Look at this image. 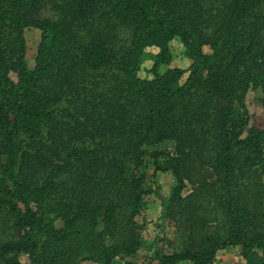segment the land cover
Segmentation results:
<instances>
[{"label":"trees","instance_id":"trees-1","mask_svg":"<svg viewBox=\"0 0 264 264\" xmlns=\"http://www.w3.org/2000/svg\"><path fill=\"white\" fill-rule=\"evenodd\" d=\"M251 90L264 102V0H0V264H218L228 247L264 264ZM150 195L181 249L143 248Z\"/></svg>","mask_w":264,"mask_h":264},{"label":"rangeland","instance_id":"rangeland-1","mask_svg":"<svg viewBox=\"0 0 264 264\" xmlns=\"http://www.w3.org/2000/svg\"><path fill=\"white\" fill-rule=\"evenodd\" d=\"M34 36H35L34 33L31 32L28 33V38L30 39L29 54L30 53L32 54L35 47V42L32 41ZM122 36H124V34H119V36H117L116 34L115 40H119V38H121ZM117 44H119V42H117ZM170 49L172 51V56H173L170 66L186 68L189 65L190 61L187 57H185L182 54V49L179 42H177L176 40L172 41L170 44ZM149 65H150V61L148 60L143 62L142 70L140 72L141 76H145L146 70L149 67ZM11 76L13 78L15 77L14 74H11ZM260 98H261L260 90H251L247 94L246 101L248 103V109L250 113L253 114L250 124H254L258 127H264V102H261ZM161 144L162 146H159ZM159 145H157L158 150L161 149L172 150L171 143L165 142L164 144L160 143ZM151 166H152L151 160L148 158L146 167H143L138 171V173L145 172L148 181L150 183H152L153 181L151 180V173H152ZM248 177L250 178V180L255 179L257 181L256 185L260 183L259 179L257 178V175L252 174L249 175ZM262 181L264 182V179H262ZM171 184H173L171 175L167 174V176H163L162 179H160V184H159L160 188L158 192H160V194L163 197H165L170 192ZM146 200H147V208H146L145 216L141 218L144 220L142 221L144 227L141 232L143 236L142 241L144 243L143 248H145L146 245L152 244L153 246L158 247L159 249L165 252L181 249L185 244L184 238L181 237L179 231H177V234H175L173 225L168 219L162 218L160 216L162 206L159 198L150 195L147 197ZM149 251L152 252V249H150ZM217 263L243 264L240 257L235 254L234 249L231 247H228L223 252H220Z\"/></svg>","mask_w":264,"mask_h":264}]
</instances>
